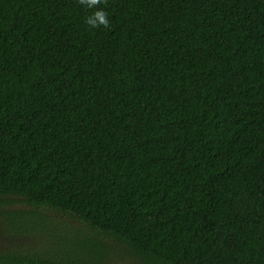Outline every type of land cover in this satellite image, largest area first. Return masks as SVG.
Wrapping results in <instances>:
<instances>
[{"label": "trees", "instance_id": "trees-1", "mask_svg": "<svg viewBox=\"0 0 264 264\" xmlns=\"http://www.w3.org/2000/svg\"><path fill=\"white\" fill-rule=\"evenodd\" d=\"M100 7L0 0V264H264V0Z\"/></svg>", "mask_w": 264, "mask_h": 264}, {"label": "rangeland", "instance_id": "rangeland-1", "mask_svg": "<svg viewBox=\"0 0 264 264\" xmlns=\"http://www.w3.org/2000/svg\"><path fill=\"white\" fill-rule=\"evenodd\" d=\"M23 207L27 208L25 204H18L14 203L13 207ZM51 219L50 221L53 224H60L66 228H75V229H84L81 223L73 220L67 215L58 213V212H51L50 214ZM5 224L0 222V251L2 250H10L11 248L15 247H30L35 246L38 244V239L33 237H26V236H16L7 231ZM110 250L107 252V258L110 264H141L136 259L128 256L127 254L123 253L121 249L118 248L117 245H114L112 242H109Z\"/></svg>", "mask_w": 264, "mask_h": 264}, {"label": "clouds", "instance_id": "clouds-1", "mask_svg": "<svg viewBox=\"0 0 264 264\" xmlns=\"http://www.w3.org/2000/svg\"><path fill=\"white\" fill-rule=\"evenodd\" d=\"M79 3L88 9H93L90 15L85 18V23L91 28H108L110 20L108 13L100 7L106 0H79Z\"/></svg>", "mask_w": 264, "mask_h": 264}]
</instances>
